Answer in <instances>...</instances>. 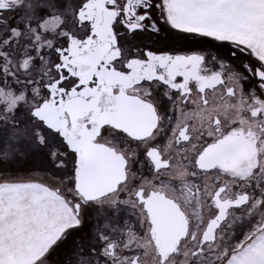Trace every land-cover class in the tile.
Listing matches in <instances>:
<instances>
[{
    "label": "snow or ice",
    "instance_id": "6c2138e0",
    "mask_svg": "<svg viewBox=\"0 0 264 264\" xmlns=\"http://www.w3.org/2000/svg\"><path fill=\"white\" fill-rule=\"evenodd\" d=\"M0 264H264V0H0Z\"/></svg>",
    "mask_w": 264,
    "mask_h": 264
}]
</instances>
